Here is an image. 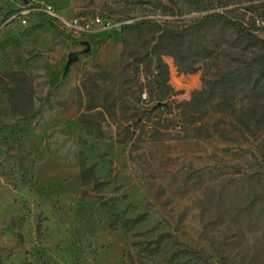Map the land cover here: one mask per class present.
<instances>
[{
  "label": "rangeland",
  "instance_id": "obj_1",
  "mask_svg": "<svg viewBox=\"0 0 264 264\" xmlns=\"http://www.w3.org/2000/svg\"><path fill=\"white\" fill-rule=\"evenodd\" d=\"M31 3L0 0V137L16 134L22 145L0 138V261L40 264L30 252L38 248L55 264H191L195 251L198 264H264V95L249 86L231 90L239 111L236 128L223 133L228 138L131 145L88 132L114 131L115 124L87 110L84 88L92 70H114L158 43L173 98L181 101L218 68L252 58V48L237 44L219 21L195 25L180 40L160 39L153 24L118 28L149 20L179 29L206 12L171 14L156 0H38L57 16L19 13ZM210 9L252 20L237 4ZM72 17L83 29L63 25ZM254 24L264 37V18ZM90 164L87 179H108V186L82 181L81 168ZM30 172L33 185H22L20 174ZM107 197L144 219L130 230L110 226L100 206Z\"/></svg>",
  "mask_w": 264,
  "mask_h": 264
},
{
  "label": "trees",
  "instance_id": "obj_2",
  "mask_svg": "<svg viewBox=\"0 0 264 264\" xmlns=\"http://www.w3.org/2000/svg\"><path fill=\"white\" fill-rule=\"evenodd\" d=\"M228 4L240 5L250 13L252 20L244 22L232 18L223 9L221 11L210 9L215 6L224 8ZM155 7L171 14H179L183 10L206 12L195 22L182 24L179 29L162 26L149 20L121 23L118 28L125 31L153 24L161 31L160 39L180 40L195 25L219 21L222 25L232 28L237 44L252 48L249 52L253 57L244 59L234 67L218 68L212 81L202 78L200 88L194 90L189 99L181 101L173 98L174 89L168 85L167 68L160 58L158 43L144 55L134 54L128 57L125 63H121L114 70L105 67L92 70L90 82L84 85L88 98L87 110L96 109L101 121L106 124L109 121L113 122L115 129L95 133L89 128L88 132L102 138L113 137L118 143L130 142L131 145L167 139H199L208 137L211 133L228 138L223 133L228 129L230 131L232 127L236 128L238 123L236 115L239 111L232 102L231 90H242V86H249L250 91L264 95V37L256 33L259 27L257 28L254 24L258 17L264 18V0H156ZM196 50L202 53L205 59L209 58L210 53H205L208 51L206 46H199ZM256 72L257 78L253 79L252 74ZM141 75H143V81ZM214 114L218 116L210 122L209 126H206L204 119ZM32 115L24 117L22 124H26ZM224 117H230L229 121ZM14 125L19 131V123L16 122ZM239 130L237 128V131ZM0 138L10 139L18 149L22 146L16 134ZM91 169H93L92 164L81 168L82 181L90 182L94 188L108 186V179L106 181L94 177L91 180L87 179ZM19 181L22 185L32 186L31 172L29 176L25 173L20 174ZM100 206L106 208V211L109 210L110 226L119 227L122 230H130L144 219L143 213L133 218L127 216V207L120 209L113 197L100 200ZM40 227L39 222L38 231ZM30 252L36 259L42 261L40 264H55L45 257L41 249L32 248ZM188 255L191 258V264H198L203 260L196 251ZM0 264L6 263L0 261ZM15 264H32V261L15 262Z\"/></svg>",
  "mask_w": 264,
  "mask_h": 264
},
{
  "label": "built area",
  "instance_id": "obj_3",
  "mask_svg": "<svg viewBox=\"0 0 264 264\" xmlns=\"http://www.w3.org/2000/svg\"><path fill=\"white\" fill-rule=\"evenodd\" d=\"M35 3H31L30 6H23V10L20 11L19 13H28L30 11L35 12V11H39V10H43L45 11L50 17L54 18V16H57L55 13L52 12V10L50 9V5L46 4V5H41L38 3V0H34ZM38 3V4H37ZM23 19L26 20L27 19L24 17ZM22 19V20H23ZM80 19H78V17H72L70 18V20H65L62 19V23L65 27L70 28V27H77L78 29H83L82 26H80ZM102 20H100L99 17H95L92 19L93 23H101ZM88 26V25H87Z\"/></svg>",
  "mask_w": 264,
  "mask_h": 264
},
{
  "label": "water",
  "instance_id": "obj_4",
  "mask_svg": "<svg viewBox=\"0 0 264 264\" xmlns=\"http://www.w3.org/2000/svg\"><path fill=\"white\" fill-rule=\"evenodd\" d=\"M27 2H29L30 0H26Z\"/></svg>",
  "mask_w": 264,
  "mask_h": 264
}]
</instances>
